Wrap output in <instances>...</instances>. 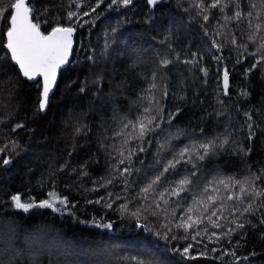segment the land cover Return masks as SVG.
<instances>
[{"label": "trees", "instance_id": "16d2710c", "mask_svg": "<svg viewBox=\"0 0 264 264\" xmlns=\"http://www.w3.org/2000/svg\"><path fill=\"white\" fill-rule=\"evenodd\" d=\"M15 2L0 0V161H10L0 163V260L264 264V207L244 211L250 200L254 206L264 202V195L240 191L256 175L257 189L264 188V52L257 51L259 40L247 39L246 19L225 20L236 4L246 13L261 0H235L203 14L193 6L198 0H159L155 6L132 0L126 7L112 0H34L33 21L45 35L56 26L78 31L73 63L62 72L46 115L38 109L40 82L24 80L8 58L7 21ZM68 12L78 15L69 20ZM217 32L234 34L247 51H237ZM213 38L224 44L221 52L211 47ZM163 58L171 61L167 67L159 64ZM151 117L154 130L139 137L132 126ZM210 142L209 154L198 160L196 150L202 153L200 145ZM183 149L190 151L144 193ZM184 177L190 180L186 190L169 195ZM17 194L34 204L48 200L56 210L16 209L11 197ZM189 216L198 223L177 227L192 223ZM197 229L201 234L193 240ZM188 245L194 258L174 251Z\"/></svg>", "mask_w": 264, "mask_h": 264}, {"label": "snow or ice", "instance_id": "6c2138e0", "mask_svg": "<svg viewBox=\"0 0 264 264\" xmlns=\"http://www.w3.org/2000/svg\"><path fill=\"white\" fill-rule=\"evenodd\" d=\"M148 4L155 6L159 0H147ZM112 3H120L123 6H128L132 3V0H112ZM231 3H235V0H230L229 3H223V0H211V3L205 6L204 0H198L193 6L200 9V13L203 14L208 8H217L219 7L221 11H223L224 7L230 6ZM99 6V5H97ZM12 8L15 10V14L9 13V19L7 21L8 28L6 30L7 42L6 48L9 50L10 56L8 57L10 61L14 62V65L18 67L19 72L22 76L26 77L29 80L36 79L37 76L43 77V85H42V99L39 101L38 109L43 111L48 103V96L49 91L51 89L52 84L55 83V75L56 69L61 65L67 62V58L69 55V51L72 45V33L74 31L73 26L68 27H61L56 26L51 29V31L45 35L43 32L40 31L39 25L33 22V17L31 13L36 10V5L34 0H16V2L12 5ZM237 10L231 16H226V21L235 20L239 22L241 19H246L249 33L247 34V39L252 43H257V40L260 41L259 47L257 51L264 52V0H261L259 4L252 3L249 7V10L245 13L244 11L240 10L239 4H236ZM259 8V11H254L255 9ZM95 11V8L92 9ZM47 9L43 11L37 12V17L39 15L46 14ZM88 12H84L82 16L88 15ZM76 12H68L67 17L71 20L73 17L77 16ZM81 16V18H82ZM204 20H208V16H203ZM253 20L256 22L253 23ZM75 22H79L78 20ZM225 36V43H231L233 46L236 47V50L239 51L243 49L247 51V44H238L234 34L228 33L224 34L221 32H217L216 36ZM211 47L215 48L217 52H221L224 48V44L219 43L216 39H212ZM250 55H255L256 53H249ZM241 55L243 53L241 52ZM214 59L220 60L222 59L221 56H214ZM239 63V58L237 59ZM171 63L170 60L167 58H163L159 60V64L163 67H167ZM185 63H191V61H185ZM255 67V64H253ZM205 75H207V69H202ZM153 80H155V75H153ZM37 87H40L37 84ZM152 87H155L153 85ZM229 87V72L225 68L223 71V91L224 94L227 95V89ZM83 91V89H81ZM166 95V93H165ZM242 95H247V93H242ZM147 111V109H146ZM155 117L141 119L137 125H133V131L138 127L139 128V137H143L146 132L153 131V128H149L148 125L152 124L155 121ZM248 119L251 120V116H248ZM17 127H23V125L18 124ZM127 127V125H126ZM122 133H118L120 135ZM131 134V133H130ZM137 137V138H139ZM215 142H210L208 144L200 145V148L204 149L201 153L199 150H196V158L198 160H203L205 156L209 154V149L213 147ZM227 143V139H225L222 144ZM143 149H141L142 151ZM190 149H183L177 157H174L173 160L169 161L167 166L163 168L162 173L157 175L151 183L147 185L143 189L144 193H148L154 185L159 184L161 180V175L163 173L168 172L170 169H174L176 164L180 162V160L185 157L189 153ZM123 155V152H121ZM124 161L121 160L120 163ZM191 162V158L188 161ZM2 164H9L10 161L8 159H4L0 161ZM195 167V165H193ZM128 169L125 168L122 172H127ZM231 179V178H230ZM260 176L256 175L254 178L251 179L249 186L244 187L241 186L240 191L241 193H246L250 198L258 197L264 195V188L257 189V185L255 183L256 180H259ZM111 181H109L110 183ZM190 183L188 177H184L180 179L175 187L169 190V195L171 196H179L182 191L186 190V186ZM221 184H226L224 180L220 181ZM236 183H241L236 181ZM49 195L55 197V193H50ZM164 192L160 193V198L164 199ZM232 199L233 197H228ZM60 204L65 203V199H60L57 197ZM11 200L14 204L16 209L22 210L24 212L29 211V209L33 207H40V208H54V204L48 200H44L39 204H34L30 201L26 202L21 199L20 195H13ZM99 201H97L98 203ZM167 203V201H165ZM111 207V205H108ZM159 207V205H157ZM264 207V202L259 205L254 206L251 200L247 203L246 207L244 208L245 212L249 214H254L256 208ZM192 209H189L191 211ZM135 215V213L133 214ZM212 215H215V212H212ZM202 219V218H201ZM211 220V217H209ZM188 221H192V217H188ZM264 224V219L260 221ZM193 223H198L197 221H192V223L185 222L184 224L177 225V227H182L185 230L192 228ZM233 223H236L233 221ZM213 227H219V225L212 222ZM99 226V225H97ZM103 227L111 228V224H104ZM238 228H243V224H237ZM232 229H228V232H231ZM204 232L207 233V228L205 227ZM200 230L197 229L195 234L192 235L191 239L195 240L197 236H199ZM212 235H216V233H212ZM210 239V237H209ZM192 245H188L184 247L182 250L180 248H176L174 251L179 252L185 258H194L189 256V250ZM215 251V249H213ZM225 255H235V253H228L225 252ZM0 264H8L6 260H0ZM137 264H153V258H146V259H137Z\"/></svg>", "mask_w": 264, "mask_h": 264}, {"label": "water", "instance_id": "95a60500", "mask_svg": "<svg viewBox=\"0 0 264 264\" xmlns=\"http://www.w3.org/2000/svg\"><path fill=\"white\" fill-rule=\"evenodd\" d=\"M27 3V0H26ZM13 14H15V10H13ZM32 15V14H31ZM34 22V21H33ZM78 31L76 29H74L73 33H72V45L69 51V55L67 58V62L64 64H61L57 69H56V75H55V83L52 84L51 89L49 91V96H48V103L46 108L41 111L42 115H46L48 110H49V105H50V101L52 100V98L54 97L57 88H58V84L60 81V77L63 71H65L66 69H68L70 67V65L73 63V59H74V55L77 49V42H76V37H77ZM7 39V36H6ZM7 49V48H6ZM8 53L9 50L7 49ZM10 54V53H9ZM14 64V62H13ZM22 76V75H21ZM22 78L26 81H28L29 83H39L41 84V93H42V85H43V77L42 76H37L36 79L34 80H29L26 77L22 76ZM41 99H42V95H41Z\"/></svg>", "mask_w": 264, "mask_h": 264}]
</instances>
